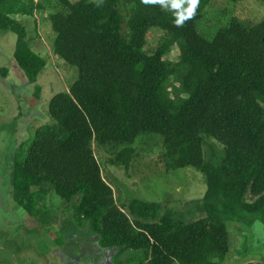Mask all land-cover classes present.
<instances>
[{
  "label": "trees",
  "instance_id": "16d2710c",
  "mask_svg": "<svg viewBox=\"0 0 264 264\" xmlns=\"http://www.w3.org/2000/svg\"><path fill=\"white\" fill-rule=\"evenodd\" d=\"M224 1L229 7L199 0L178 27L176 10L144 0H0V41L15 37L13 59L26 77L18 90L9 83L20 139L4 175L26 232L0 236V264L11 239L43 231L54 246L26 248L55 264L76 259L71 247L85 253L68 264H221L237 247L232 234L246 256L245 244L264 242V0L246 18L244 0ZM36 15L51 27L50 67L75 78L47 107L50 92L36 82L49 66L24 20ZM0 75L8 79L9 69ZM142 159L167 173L194 169L203 197L124 203L105 173L129 177ZM253 252L246 264H264Z\"/></svg>",
  "mask_w": 264,
  "mask_h": 264
},
{
  "label": "rangeland",
  "instance_id": "374dc122",
  "mask_svg": "<svg viewBox=\"0 0 264 264\" xmlns=\"http://www.w3.org/2000/svg\"><path fill=\"white\" fill-rule=\"evenodd\" d=\"M75 1V0H73ZM226 1L219 0V4L224 6ZM227 6L229 7V2H226ZM243 9V17H251L256 15L260 11L261 8L255 3V0H244L242 2ZM242 13V11H241ZM256 13V14H255ZM34 19L25 18L24 20L27 21L26 26L29 30V36L32 40H35L31 43L30 47L34 52L39 54L45 60H47L48 68H46L37 79V84L44 87V92H50L46 95L43 94V101L45 102V106L47 107L48 101L59 88V86L68 89L69 85L72 84L73 77L71 73L66 74L62 70L55 69L54 67H50L52 65H56L55 60L52 59L53 56L50 53L51 51L49 46V40L51 38L50 26H47L46 22H43L38 15L33 17ZM38 18V19H37ZM34 20H36V25L38 26V31L35 34L33 32L34 29ZM15 44V37L12 34H6L2 41H0V68H8L10 71V77L3 78L0 75V236L4 237L5 231L9 230L12 231L13 234L19 235L25 234V230L22 226L17 223V218H13L12 213L17 212V206L13 203L12 199H9L10 194V178L7 175L4 177L6 168L8 167L14 152L17 142L20 139V134L17 131L16 125V117L17 115V100L14 96V86L9 84L13 82V84L20 88H23L24 82L22 80L26 77L19 69L17 64L13 59V50ZM50 61H49V58ZM52 62V63H50ZM62 64L63 62L60 61ZM47 67V66H46ZM72 73L75 74V77L78 75L76 69L70 70ZM71 76V77H70ZM61 83V84H60ZM32 85H28L25 87V91L22 93L25 94L26 92H31L30 89ZM54 89V90H53ZM2 103V104H1ZM4 105V106H3ZM6 107L5 112L3 113V109ZM19 111L22 108V105L19 107ZM15 129V131H14ZM160 141V140H159ZM146 147L149 150L155 148L153 142L151 143L149 140L146 141ZM161 144V143H160ZM155 153L145 154V159L148 157H154L153 155L158 153V149H155ZM162 150V145H161ZM144 159V158H143ZM140 162V166L133 168L130 176L127 177L120 171L115 170L114 168L109 171H105L106 175L111 174L114 177L113 182L111 185L113 186L114 191H116V196H119L120 199L123 200L124 203L129 202L133 199L145 200L150 202H160V203H179L183 204L184 202H193L200 200L203 197V194L206 191V184L204 181V177L196 172L194 169L185 168L180 169L174 172H166L165 169L156 168L155 166L151 165L149 161ZM136 169H140L137 173ZM114 170V171H113ZM114 173H116L114 175ZM112 181V179H111ZM121 200V201H122ZM176 209V208H175ZM17 215H19L17 213ZM198 219V218H197ZM255 226L260 227L263 230V226L260 223H257ZM262 232V231H261ZM264 234V232H262ZM5 238V237H4ZM15 239V238H14ZM11 239L10 245L8 247H3V259H5L4 264H33V262H37L38 264H55L51 260H45L46 256H48L45 252L40 250V252L35 253L33 250L26 248V245H45V246H54V241L51 236L48 234L46 235V231H43L40 237H29L28 234L26 238H16ZM233 241L237 240L236 246L234 249L232 248L229 254L225 257V260L221 264H246V262H254L253 258L256 253L254 251H260L261 257L264 259V242L257 243L255 246L252 247L251 243L245 244L248 251V256L245 255V251L240 249L238 243L240 242L241 238L232 234ZM264 239V238H263ZM10 240V239H7ZM1 240L0 242H2ZM234 241V242H235ZM15 245L24 247L22 253H19L13 248V243ZM17 243V244H16ZM0 247H2L0 245ZM54 249V248H53ZM236 249H239L242 253H236ZM70 254V253H69ZM61 252L55 255L56 258L59 259ZM65 254H62V256ZM72 258V255H71ZM237 259V260H236ZM71 263V261H68ZM67 261L64 259L59 261L56 264H68Z\"/></svg>",
  "mask_w": 264,
  "mask_h": 264
},
{
  "label": "clouds",
  "instance_id": "9594fccd",
  "mask_svg": "<svg viewBox=\"0 0 264 264\" xmlns=\"http://www.w3.org/2000/svg\"><path fill=\"white\" fill-rule=\"evenodd\" d=\"M144 2L159 3L165 8L176 10L175 24L179 27L195 15L199 0H144Z\"/></svg>",
  "mask_w": 264,
  "mask_h": 264
},
{
  "label": "flooded vegetation",
  "instance_id": "af4514ba",
  "mask_svg": "<svg viewBox=\"0 0 264 264\" xmlns=\"http://www.w3.org/2000/svg\"><path fill=\"white\" fill-rule=\"evenodd\" d=\"M71 252H70V254L71 253H73V254H75V255H77V256H75L76 257V259H74V256H72V260H74L73 262H75V261H77V262H79V261H82V255L85 253V250H83L82 248H80V249H77V248H75V247H71ZM84 251V252H83ZM95 254H97V251L95 252ZM70 258V257H69ZM70 259V260H71ZM84 264V263H83ZM97 264H111V261L109 260V259H107L106 257H104V258H102V259H100L98 262H97Z\"/></svg>",
  "mask_w": 264,
  "mask_h": 264
}]
</instances>
